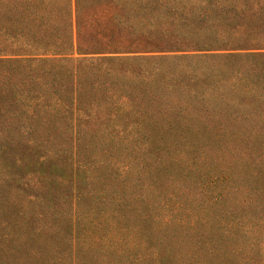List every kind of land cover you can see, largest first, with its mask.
Here are the masks:
<instances>
[{"label": "trees", "instance_id": "16d2710c", "mask_svg": "<svg viewBox=\"0 0 264 264\" xmlns=\"http://www.w3.org/2000/svg\"><path fill=\"white\" fill-rule=\"evenodd\" d=\"M0 264H264V0H0Z\"/></svg>", "mask_w": 264, "mask_h": 264}]
</instances>
